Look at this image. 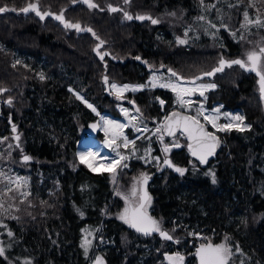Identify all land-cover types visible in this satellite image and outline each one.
<instances>
[{
  "label": "trees",
  "instance_id": "1",
  "mask_svg": "<svg viewBox=\"0 0 264 264\" xmlns=\"http://www.w3.org/2000/svg\"><path fill=\"white\" fill-rule=\"evenodd\" d=\"M93 1L98 8L80 2L73 5L71 0H0V7L17 11L0 14V90H6L0 91V136L15 125L21 135V147L15 148L32 158L25 162L15 155V166L31 176L32 192L26 205L31 212L21 211L26 213L16 224L17 219H4L13 235L0 232L3 244L8 245L0 264H92L97 256L104 264H168L165 255L174 252L187 255L185 264H198L196 248L209 240L227 243L234 253L230 264H264V100L256 73L233 65L214 75L217 88L209 93V104L224 103L226 109L243 115L251 129L225 134L224 147L208 166L191 157L184 137L182 146L172 147L167 154L164 146H156L162 157L169 156L187 169L184 175L169 168L159 173L160 168L142 167L138 161H130L120 170L123 188L133 183L137 168L154 173L150 209L157 220L162 219V228L173 235L172 241L158 233L140 234L121 221V201L110 175L93 173L79 162L82 127L97 116L69 90L71 85L83 88L73 78L90 81L87 85L96 95L91 100L101 111L115 113L119 99L106 91L104 76L109 81L134 82L145 79L149 75L146 69L151 67L172 69L189 80L217 67L221 57L243 59L247 52L264 45V28L242 27L245 12L251 20L259 17L264 21V0ZM37 2L42 11L65 9L69 19L91 28L95 36L66 29L52 17L41 20L34 11H21ZM108 5L160 22L121 20L118 11H109ZM173 12L175 16L169 15ZM200 17L211 28L216 25L215 33H198L188 37L187 43L176 44V37L185 35L173 32L174 22L191 29ZM100 40L105 43L99 49L110 55L103 60L94 51ZM43 54L45 58H41ZM17 60L21 63L16 64ZM118 61L124 66L116 64ZM52 63L58 66L55 77ZM143 63L145 74L141 75L138 66ZM41 72L46 77L43 81ZM166 93V112L159 104L158 97L165 96L160 90L125 97L149 116L164 117L172 107V96ZM211 172L216 183H212ZM86 227L90 230L85 231ZM89 231L93 237L85 254L81 245ZM189 231L201 238L188 235ZM225 237L229 239L225 241ZM106 240L112 244L102 248Z\"/></svg>",
  "mask_w": 264,
  "mask_h": 264
},
{
  "label": "snow or ice",
  "instance_id": "2",
  "mask_svg": "<svg viewBox=\"0 0 264 264\" xmlns=\"http://www.w3.org/2000/svg\"><path fill=\"white\" fill-rule=\"evenodd\" d=\"M73 4L82 2L88 6V8H98L99 5L94 3L93 0H71ZM125 4H129L130 0H124ZM201 3H203V0H201ZM211 7H215V5H212ZM16 11V9H8L7 6L0 7V13L4 11ZM34 11L37 16L41 20L45 19L47 16H54V18L58 21H60L63 26L66 29H75L77 32H92V34L95 36V33L92 31L91 28H85L82 27L80 23H72L71 21H68L64 17V11L65 9H62L59 14H54L50 11H41L37 3H31L27 7L21 9V11L27 13L28 11ZM108 10L111 12H117V11H123L122 9H119L117 7H113L112 5H108ZM124 17L127 20H132L133 18L137 20H150L153 25L158 24L160 21L158 19H154L149 15H136L133 17L129 12L124 11L123 12ZM169 15L175 16L176 14L169 13ZM199 19H204V17H200ZM244 20L245 25H242V27H246L247 25H255L260 28H264V21H261L259 17L256 20L249 19L248 12L244 13ZM213 28L216 27V25H212ZM235 35V34H233ZM185 36H187V32H185ZM99 40V37H97ZM243 39V37H241ZM178 43L185 44L187 41L185 39L177 38ZM105 42L103 40H100L99 44L97 45L96 49L94 51L97 52V55L100 56V59H104V55H108V53H100L99 48L103 46ZM136 59H140V57H136ZM21 61L17 60L16 64H20ZM146 63V62H145ZM233 65H238L241 69L245 71H250L256 73V75L259 77V85L261 93L264 94V45H261L258 47V49H254L252 51H249L245 54V58L243 59H234L230 61H226L223 57H221L219 64L217 67L213 68L209 72L203 73L202 76L195 77L192 80L185 81V83H180V81L184 80L183 77H180L175 71L172 69H168V71L171 73L173 77L177 78V81L175 83L169 81L166 83H161L160 78L157 76H153L151 81L149 82V85L151 87H161V88H170L173 92L176 93L177 96V102L181 105H189L193 103L190 99L186 100L185 97H190L196 92H199L200 96H204L205 91L208 89H214L216 88L215 83H200L197 84L198 80H202L203 76H214L217 72H222L225 68V66L231 68ZM15 67V65H13ZM163 67V65H161ZM40 80H44L46 77L44 73H39ZM103 80L105 84L108 83V77L104 76ZM185 84L191 85V87L185 86ZM148 85H138V86H132V85H117L116 83H112L110 87L115 90L117 93V99H123V92L126 90H132L136 91L138 88H144ZM0 91H6V90H0ZM70 91H72L70 89ZM77 99L83 100V97L80 96L78 93L76 94ZM87 104V107H89L93 112H96L95 107L93 105L88 104L87 101H84ZM9 105L12 104V100L9 99L7 101ZM129 103H134L133 101H129ZM163 101H161V104L163 105ZM222 107V106H221ZM137 113L140 112L139 108L135 109ZM121 111L124 113V115L127 117L129 115L128 109L122 108ZM220 112V108L214 109V113L216 114H204V108L203 104L200 105V107L196 111L195 116H189V115H181L179 112H173L171 115H168L165 117V123L158 126L153 133L158 134L163 131L168 136L175 137L177 131L179 130L181 132V135H186L187 138V148L191 155L193 157H196L201 164L207 163L208 158L210 156L215 155L217 147L220 145L221 141L219 137L214 133L210 132L206 129L205 125L201 123L199 117L203 116L204 121H206L208 124L212 126V128L216 129L217 131L224 132V131H231L233 128L236 131L244 132L251 129V125L245 124V117L242 115H231L228 119V122L225 124H219L217 121L220 119V116L218 115ZM96 114L99 116L100 113L96 112ZM225 117L228 118L230 114L224 113ZM101 120L103 122L102 124V130L105 134V141L104 145L105 147L111 149L113 152H115V157L112 156H104L99 151H83L78 152L77 156L79 158V162L81 164H85L91 171L96 172L97 168L94 166L93 162L99 163L100 161H106V164L104 165L103 171H109L112 174L113 182L115 183V177L117 173L118 168H124L127 167V163H124L128 160V156L121 154L119 149L121 147L127 149L129 145L133 146V150L135 148V140H129L128 137L124 134V129L128 127L126 124L119 123L115 120L106 119L104 117H101ZM137 117L132 116L129 120V124H132L133 121H136ZM134 128H136V131H147L146 128L141 129L139 127H136L135 124H132ZM90 127L93 130H96L98 127H100L99 124H92ZM13 132H16V126L13 125L12 128ZM139 138V137H138ZM163 135L159 136V139L161 142H163ZM7 139V138H5ZM15 139L19 141L20 136L16 135ZM120 141V143H118ZM182 145L178 141H174L171 146L165 145L164 146V152L167 154L171 151L172 147L179 148ZM11 147V145L9 146ZM19 147V145H17ZM150 149L148 150L150 154ZM134 154V151H133ZM32 158L30 156L25 155L23 157V160L25 162L31 160ZM157 160V163H159V157L154 158ZM163 163L169 167H174L175 171L178 172L180 175H184L187 169L182 167H177L172 164V162L165 156V159ZM212 177V183H216V177L215 173L211 172L208 173ZM0 176H4L3 172H0ZM149 177L146 173H141L140 177L134 178L133 185L130 190V194L123 195L120 192H117V195H122V198L125 201V207L123 211L119 214L118 218L123 221L125 224L129 225V227L135 229L137 232L143 233L145 235H151L152 233H158L161 238L164 240L172 241L174 240L173 235H171L168 231L163 230L162 224L163 221L157 220L153 218L148 213V208L151 205L152 197L149 195V193L146 190V184ZM21 180L20 177L16 178V181H14L17 184V189L21 186L19 181ZM11 182V181H10ZM26 184L27 182L24 181ZM8 191H12L11 188L8 189ZM29 193H22V195L27 196ZM0 208H3V204L0 203ZM13 219H18V217H12ZM6 227V225H4ZM172 231H175V228L172 229ZM90 234V233H89ZM13 233L11 231L8 232V236L11 237ZM229 238L225 237V241H227ZM176 243H179V240L175 241ZM91 244V241H88L85 238L84 243H82V247L85 249V254H87L88 246ZM236 251L239 252L240 249L237 246ZM5 249L3 247H0V256H4ZM195 255L199 258V264H229L232 256L234 255L232 249L227 245V243H221V244H213L210 240L207 243H202L199 245L198 248H196ZM165 259L169 262V264H184L185 257L180 252H176L172 255H166ZM95 264H104V260L102 257L97 256L95 259Z\"/></svg>",
  "mask_w": 264,
  "mask_h": 264
},
{
  "label": "rangeland",
  "instance_id": "3",
  "mask_svg": "<svg viewBox=\"0 0 264 264\" xmlns=\"http://www.w3.org/2000/svg\"><path fill=\"white\" fill-rule=\"evenodd\" d=\"M202 20H206V19H199V20L197 19L196 24H194L191 29H189V28L187 29L185 27L182 28L181 22H177V21L174 22V28L171 27L173 29V32L184 33V35H185V32H187V36H185V38H183L182 36L176 37V41H177L176 44L180 45V43H178L177 38L185 39L187 41L188 37H194L198 33L210 32L209 34L213 35L215 33L214 28L213 27L211 28V26L207 20H206L207 21L206 24L201 23L200 26H198L199 25L198 22H202ZM190 33H192V34H190ZM154 75L160 78V82H165V83L167 82L168 79L169 80L175 79V77H173L170 72H166V71H160V70L152 71L150 76L153 77ZM179 76L181 77V75H179ZM185 81H188V80H183L182 82H185ZM203 81H210V80H203ZM149 82L150 81L145 82V83H140L141 85H148L147 87L141 88L140 90H136V91L128 90L127 92H125L123 95V99H119L118 103L114 104V110L116 111L115 113H113V112L111 113L108 111H99L96 109V112L100 113V115L98 116L96 114V112H93L92 110H90L87 107V105H85L81 101V99H78L93 114H95L97 116L92 123L93 124L94 123L99 124L100 127L98 128V134L96 135V139L92 140V141H95V145L99 146V152L102 155L115 157V152H113L111 149L105 147V145H104V141H105L106 137H105V134L102 130L103 122L101 120V117H104V118L110 119V120H115L119 123L128 125V127H126L124 129V134L128 137L129 140H135V148L133 150V146L129 145V147L127 149H125L123 147H121L119 149L121 154L129 157L128 160L125 161L124 163L128 164V162H130V161H138L142 167L151 166V167H155L157 170V169L161 168L162 165L160 164V162H161V160H164L165 157H162V155L157 153L156 146H160V148H162L165 145H172L174 141H178L179 143H181V141H184V136L181 134H178L176 137L170 138L169 141L166 140V138H169V137H166L164 135L163 131H161V133H158L155 135L153 134L155 132L156 128L158 126H160L161 124H163L165 117L167 116V114L171 110L180 109V110L186 111L188 113H191L192 115L195 116L196 111L200 107L201 104H203V108H206L208 110H214L216 108H220L219 113L221 115V124H224L225 121H227V118L225 117L224 113H228L230 115L231 114L241 115L237 111L226 109L224 103H222V102H214L212 105H210L208 102L209 93L212 91L210 89L205 91L204 96H200L199 92L194 93L190 97L186 96L185 99L186 100L190 99L193 103L191 104V106H189L187 104L184 106H181L177 102L176 93L173 92L170 88H160L159 86L153 88L149 85ZM205 84H208V82ZM145 90H161L163 92H168L169 94L172 95V99H171L172 100V107H169V109L167 110V114L164 115V117L149 116L147 114V111L146 112L140 111L139 113H137L135 110L137 108V106H136L134 100L128 99L127 97H125V96H131V95L135 96V95H137V94H139ZM109 91H110V93H113L114 95L117 96V94L114 93L112 90H109ZM72 93L77 98L75 92L72 91ZM129 101H133L134 103H129ZM166 106H167V102L165 104V111L164 112H166ZM122 108L128 109L129 115L127 117L121 111ZM132 116L137 117V120L133 121L132 124H135L136 127H139L141 129L146 128L147 131H140V132L136 131V128H134L132 126V124H129V120ZM199 119H201L203 122L207 123L206 121H204L203 116L199 117ZM245 124H248V123L245 122ZM208 126H210V128H212V126L210 124H208ZM82 130H83V127H82ZM233 130H235V129L233 128ZM229 132L230 131H224V132L218 131L220 136H222V135L224 136L225 134H227ZM18 134H19V132H17V128H16V132H13L12 128L10 127L8 130L3 131L1 136H0V172L4 173V176H0V203L3 204V208H0V229H2L0 232H5V233H8L9 232L8 229H10V228H9V226L4 228V225H6V222H7L4 219L14 220L12 217H14V215H16V217H18L21 214V211H26V212L30 211L26 208V205L29 203L30 195L32 192L31 187H30L31 176H30V174H26L24 172H21L15 166V163H18L17 159L15 158V155H19L20 159H23V156L27 155L25 153L21 154L22 150L20 151V149L15 148V147H17V145H20V139H19V141H17L15 139V136ZM160 135H163V137H164L163 142H161V140L159 139ZM19 136L21 137L20 134H19ZM5 138H7V139H5ZM224 142H225V140H224ZM118 143H120V141H118ZM10 145H11V147H9ZM149 149L151 150L150 154L148 152ZM133 151H134V154H133ZM156 157H159V163H157V160L154 159ZM121 169L122 168L117 169V173H116V177H115V183L113 182L112 174L109 171H103V169H100L101 170L100 172H107L110 175L111 184L114 188L115 195H116V197H119V199L121 201L120 202L121 210H120L119 214L123 211V209L125 207V201L122 198V195H117V192H120L123 195H128V194H130V190H131V187L133 185V183H132L127 188L122 187V185L119 183V177H120V172H121L120 170ZM141 173H146L148 176H152V177L154 174L153 172L149 174L148 172H146L140 168H137L136 176L135 177L133 176V178L140 177ZM17 177L21 178V180L19 181V183L21 185L19 187V189H17V184L14 182V181H16ZM24 181H26L27 183L25 184ZM133 182H134V179H133ZM9 188H11L12 191L9 192L8 191ZM48 191H50V190H48ZM22 193H29V194L27 196H25V195H22ZM148 211L152 214L150 206L148 208ZM26 212L22 213L18 217L15 224L18 223L19 219ZM88 230H90V229H88L86 227L85 231H88ZM89 233L84 234L83 239L86 238L88 241H91L92 237H93V233L91 231H89ZM188 235L194 236L195 238L197 237V239H198V237L201 238V236L198 233H195L194 231H189ZM3 241H4V237L1 235L0 236V247L4 248L5 246H8V245L3 244ZM107 242L108 241L106 240L100 246H102V248H105L106 245L112 244V243H107ZM182 250H184V249H182ZM174 253H176V252H174ZM174 253H168L166 255H172ZM181 254L184 255V257H185V262H184V264H185L187 255H185L184 253H181ZM167 263L169 264L168 261H167ZM230 263L231 262H229V264ZM92 264H95V260L93 261Z\"/></svg>",
  "mask_w": 264,
  "mask_h": 264
},
{
  "label": "flooded vegetation",
  "instance_id": "4",
  "mask_svg": "<svg viewBox=\"0 0 264 264\" xmlns=\"http://www.w3.org/2000/svg\"><path fill=\"white\" fill-rule=\"evenodd\" d=\"M94 2V1H93ZM80 3H82V2H80ZM95 3V2H94ZM73 4V3H72ZM82 4H84V3H82ZM74 5V4H73ZM84 5H86V4H84ZM120 8H124V7H120ZM124 11H128V9H126V8H124V10L123 11H118V13H119V18H121V20H126V18L124 17V15H123V12ZM61 12V11H60ZM60 12H55V13H60ZM130 12V11H129ZM130 14V13H129ZM65 15V14H64ZM133 17H135V16H133ZM65 18H66V20H68V21H71L72 23H79V22H77V21H72L71 19H69L66 15H65ZM54 19V18H53ZM55 20V19H54ZM72 30H75V29H72ZM76 31V30H75ZM77 32V31H76ZM79 33H83V32H79ZM163 34H165V33H162V35ZM96 46V45H95ZM96 47H94V49H95ZM99 51H100V53H104V51L102 50V48L101 49H99ZM95 53L97 54V52L95 51ZM99 56V55H98ZM107 55H104V58L106 57ZM108 56H110L109 54H108ZM100 57V56H99ZM21 58V57H20ZM41 58H45V56H44V54L43 55H41ZM21 59H26V58H21ZM139 61V60H138ZM116 64H118V65H122V66H124V64L125 63H122L121 64V61H118V63H116ZM142 64V63H141ZM133 65V61H130V66H132ZM146 65L143 63V66H138L139 68H140V70H141V75H144L145 74V67ZM58 68V66L57 65H54V63H52L51 64V75L53 76V77H55V75H56V70H55V68ZM147 72H149V75L148 76H146L145 77V79H143V80H139V81H134V82H132V81H128V82H131V83H145V82H148V81H151V79H152V77L150 76L151 75V73H152V71H155L153 68H151V67H148L147 69ZM160 71H166V72H169L168 70H163V69H160ZM169 80V79H168ZM167 80V82H169V81H171V82H173V83H175L176 81H177V78L175 77V79L174 80H169L168 81ZM109 81V80H108ZM183 81V80H182ZM182 81H180V83L182 82ZM110 83H113V82H117V83H127V82H118V81H116V80H110L109 81ZM73 83L74 84H77V85H79V86H82L83 88L82 89H77V88H75V87H73L72 85L69 87V90L71 89L73 92H75V94H79L80 96H82L83 97V99L84 100H87V101H90V102H93L94 104H95V106H96V108H97V110H99V111H101L100 109H99V107L96 105V103L94 102V101H92L91 99H93V97H95L96 95H94L93 94V90H91L90 89V85H91V82L90 81H85V82H83V81H81V80H78L77 78H73ZM161 83H165V82H161ZM87 84H90V85H87ZM161 88V87H160ZM71 91V92H72ZM161 91V90H160ZM163 92V91H162ZM164 94H165V96L164 97H162V96H159L158 97V99L159 98H162V99H164V101H166V102H168V100H169V98H168V96H166L167 95V93L166 92H163ZM109 94H111V93H109ZM122 95H124V94H122ZM171 95V94H170ZM111 96H112V94H111ZM114 96H116V95H114ZM132 96V95H131ZM172 96V95H171ZM2 96L0 95V98H1ZM117 97V96H116ZM94 121V120H93ZM93 121H89V123L86 125V126H84L83 127V132H84V135H83V137L81 138V140L79 141V148H78V150L80 149V152H83V151H88V149L90 148V146L88 145V143H89V141H91V140H95L96 139V135L98 134H95V135H93V136H89L88 135V131L90 130V129H92L91 127H90V125H92L93 123ZM99 128V127H98ZM97 128V129H98ZM223 139H224V137H223V135L221 136ZM225 140V139H224ZM20 147H21V145H19ZM211 164H214V162H212Z\"/></svg>",
  "mask_w": 264,
  "mask_h": 264
},
{
  "label": "water",
  "instance_id": "5",
  "mask_svg": "<svg viewBox=\"0 0 264 264\" xmlns=\"http://www.w3.org/2000/svg\"><path fill=\"white\" fill-rule=\"evenodd\" d=\"M39 6V5H38ZM113 7H117V6H113ZM8 8V7H7ZM117 8H119V7H117ZM8 9H12V8H8ZM40 9V8H39ZM120 9V8H119ZM122 10H124V9H122ZM9 12H15V11H12V10H8ZM31 11V10H30ZM30 11H28V12H30ZM42 11V10H41ZM47 11H49V10H47ZM5 12H7V11H4V12H2V13H0V14H3V13H5ZM27 12V13H28ZM51 12V11H50ZM127 12H129V11H127ZM16 13H17V11H16ZM25 13V12H24ZM52 13H54V14H58V13H55V12H52ZM64 14V13H63ZM47 17H52V18H54V16H47ZM64 17H65V15H64ZM46 18V17H45ZM55 19V18H54ZM66 19V18H65ZM56 20V19H55ZM56 21H58V20H56ZM60 22V21H59ZM61 23V22H60ZM62 24V23H61ZM63 25V24H62ZM97 47V46H96ZM96 49V48H95ZM238 59V58H237ZM241 59V58H240ZM226 61H230V60H227V59H225ZM225 67H227V66H225ZM225 69V68H224ZM217 73H220V72H217ZM203 74H201V75H198V76H202ZM198 76H196V77H198ZM213 77L214 76H211V77H208V76H203V78H208L210 81H203V80H198L197 81V84H200V83H215V82H213L212 81V79H213ZM195 77H193V78H191V79H189V80H192V79H194ZM113 83H116L117 85H120V86H123V85H125V84H127V85H132V86H138V85H141L140 83H131V82H127V83H117V82H113ZM182 83H185V82H182ZM258 83H259V81H258ZM112 83H110L109 81H108V83L107 84H105V87H106V91H109V90H112L114 93H116L115 92V90H113L111 87H110V85H111ZM216 84V83H215ZM185 86H187V87H191V85H189V84H185ZM216 88H217V84H216ZM216 88H214V89H210V90H215ZM141 88H138L137 90H140ZM125 93V91L123 92V94ZM117 94V93H116ZM261 97L263 98V100H264V94H262L261 93ZM85 105H87L84 101H87V100H81ZM161 101H163L164 103H163V105L161 104ZM87 103L88 104H91V105H93V107H95V109H97L96 108V106H95V104L93 103V102H90V101H87ZM159 104H160V106H161V108H162V111L164 112L165 111V104H166V101H164V99H162V98H159ZM89 108V107H88ZM90 109V108H89ZM91 110V109H90ZM173 112H179L181 115H189V116H194V115H192L191 113H188V112H186V111H183V110H180V109H173V110H171L168 114H167V116L168 115H171ZM200 121H201V123L202 124H204L205 125V127H206V129L208 130V131H210V132H214L218 137H219V139H220V141H221V143H220V145L217 147V149H216V152H215V155H213V156H210L209 158H208V161H207V163H204V164H201L200 163V161L196 158V157H193L192 155H191V153H190V155H191V157L193 158V159H195V160H197L199 163H200V165L201 166H203V167H206V166H208L209 164H210V162L212 161V160H214L217 156H218V154L221 152V150H222V148L224 147V145H225V142H224V140H223V138L220 136V134L218 133V131L216 130V129H212V128H210V126H208V124L207 123H205V122H203L201 119H200ZM163 123H165V120H164V122ZM247 123V122H246ZM98 133V129H96V130H93V129H90L89 131H88V135L89 136H93V135H95V134H97ZM178 134H181V132L178 130L177 131V133H176V136L178 135ZM164 135L166 136V137H169V138H173L172 136H168V135H166L165 133H164ZM175 136V137H176ZM185 138H186V135H183ZM187 139V138H186ZM188 142V141H187ZM78 148H79V145H78ZM78 148H77V153L78 152H80V149L78 150ZM189 151V150H188ZM171 162H172V164L173 165H175V166H177V167H180V166H178V165H176L173 161H172V159H171V157H167ZM164 161V160H163ZM97 168V171L96 172H93V173H100V169L98 168V167H96ZM173 169L174 171H175V169H174V167H169V166H167V165H165L163 162H162V166H161V168H160V170L158 171L159 173L160 172H162V171H164V170H166V169ZM91 171V170H90ZM149 177V179H148V181H147V184H146V190H147V192L149 193V195L151 196V194H150V191H149V186H150V183L152 182V179H153V177L152 176H148ZM148 213H149V215H151L153 218H154V216L148 211ZM133 229V228H132ZM133 230H135V229H133ZM136 231V230H135ZM137 232V231H136ZM138 233H140V232H138ZM140 234H143V233H140ZM152 234H155V233H152ZM143 235H145V234H143ZM196 256V255H195ZM196 258H197V262H198V264H199V258L196 256Z\"/></svg>",
  "mask_w": 264,
  "mask_h": 264
},
{
  "label": "bare ground",
  "instance_id": "6",
  "mask_svg": "<svg viewBox=\"0 0 264 264\" xmlns=\"http://www.w3.org/2000/svg\"><path fill=\"white\" fill-rule=\"evenodd\" d=\"M182 83V82H181ZM183 84V83H182ZM130 90V89H129ZM209 90V89H208ZM128 90H126L125 92H127ZM188 100V99H187ZM204 114L205 115H209V114H216L214 113V110H208L206 108H204ZM220 116V119L217 121L219 124H221V115L220 113L218 114ZM233 115V114H231ZM227 118V121H225V123L228 122V119L230 118V116ZM224 123V124H225ZM88 145L90 146V148L88 150H92V151H99V146L95 145V141H89ZM95 167H98L99 169H103L104 165L106 164V161H100L99 163L93 162Z\"/></svg>",
  "mask_w": 264,
  "mask_h": 264
}]
</instances>
